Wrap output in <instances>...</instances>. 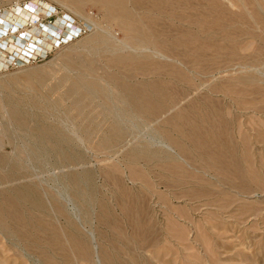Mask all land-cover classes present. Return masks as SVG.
I'll list each match as a JSON object with an SVG mask.
<instances>
[{"label": "rangeland", "instance_id": "rangeland-1", "mask_svg": "<svg viewBox=\"0 0 264 264\" xmlns=\"http://www.w3.org/2000/svg\"><path fill=\"white\" fill-rule=\"evenodd\" d=\"M83 1L0 0L13 43L11 15H53L37 60L0 72V264H264V0ZM124 23L156 46L124 43ZM154 81L181 99L157 122L189 126H147ZM227 81L237 105L210 91Z\"/></svg>", "mask_w": 264, "mask_h": 264}, {"label": "bare ground", "instance_id": "bare-ground-1", "mask_svg": "<svg viewBox=\"0 0 264 264\" xmlns=\"http://www.w3.org/2000/svg\"><path fill=\"white\" fill-rule=\"evenodd\" d=\"M77 2L78 1H80V0H76ZM82 1V0H81ZM85 1H87V0H85ZM85 1H83V2H85ZM101 2L100 3H102V0H100ZM108 1V0H107ZM119 1V0H118ZM71 2H73V1H71ZM89 2V1H88ZM113 2V1H112ZM99 3V2H98ZM104 3V2H103ZM122 3V2H121ZM76 4V3H75ZM74 4V5H75ZM114 4V3H113ZM119 4V3H118ZM159 4V3H158ZM71 5H73V3L71 4ZM107 5H109L108 3H107ZM163 5V4H162ZM79 6V5H78ZM118 6V5H117ZM125 6V5H124ZM133 6H135V5H133ZM141 6V5H140ZM45 7H48V5H45ZM80 7V6H79ZM78 7V8H79ZM109 7V6H108ZM111 7V6H110ZM119 7H121V6H119ZM154 7H156V6H154ZM158 7V6H157ZM161 7V6H160ZM115 8V6H113V8L112 9H114ZM122 8V7H121ZM120 8V9H121ZM125 8H126V6H125ZM131 8V7H130ZM106 9V8H105ZM108 9V8H107ZM111 9V8H110ZM119 9V8H118ZM123 9V8H122ZM128 9V8H127ZM127 9H125V10H127ZM134 9V8H133ZM157 9V8H156ZM163 9V8H162ZM16 10H19V9H17L16 8ZM38 11L37 12H42V13H44V11L42 10V8H38L37 9ZM130 10V9H129ZM113 11V10H112ZM111 11V12H112ZM117 11H119V10H117ZM123 11H124V9H123ZM120 12V14H121V11H119ZM118 12V13H119ZM160 12V11H159ZM20 14L19 15H11V16H13V17H16V20H18V19H20L21 20V22L23 23V22H26V24H27V26L28 25H30V27L32 28V30H33V32H35V33H39V34H41L42 33V30L40 29V28H38V27H36V26H33L31 23L35 20V19H37L38 18V16H32L31 14V17L30 16H27V15H24L23 14V11L21 10L20 12H19ZM113 13V12H112ZM116 13V12H115ZM125 13H127V12H125ZM131 13H133L134 14V12L133 11H131ZM135 13H136V10H135ZM158 13V12H157ZM162 14V13H161ZM37 15V14H36ZM111 16H113L112 14H110ZM123 15V14H122ZM128 15V14H127ZM137 15H138V13H137ZM137 15H136V18H137ZM158 15V14H157ZM109 16V15H108ZM116 16H118V14L116 15ZM129 16V15H128ZM126 17V16H125ZM131 17H133V16H129V17H127V18H131ZM134 17H135V15H134ZM139 17V16H138ZM159 17H160V15H159ZM163 17V16H162ZM116 18V17H115ZM118 18V17H117ZM116 18V19H117ZM121 18V17H120ZM135 18V19H136ZM142 18V17H141ZM145 18V17H144ZM147 18V17H146ZM145 18V19H146ZM119 19V18H118ZM122 19V18H121ZM134 19V20H135ZM140 19V18H139ZM7 20V19H6ZM138 20V19H137ZM149 20V19H148ZM12 21V20H11ZM120 21V20H119ZM122 21V20H121ZM124 21V20H123ZM151 21V20H150ZM131 22V21H130ZM129 22V23H130ZM136 23H137V21H135ZM140 22V21H139ZM8 23V22H7ZM17 23V22H16ZM12 24V27L13 26H16V25H18L19 24V21H18V23L17 24ZM142 24H144V21L143 22H141ZM9 24H10V22H9ZM122 24V23H121ZM120 24V25H121ZM125 24V23H124ZM131 24H133V23H131ZM138 24V23H137ZM136 24V25H137ZM140 24V23H139ZM155 24V23H154ZM133 25H135V24H133ZM122 26V28H123V30H124V33L123 34H125V40H124V43H129V44H131V47L134 49V50H136V51H138L139 50V52H141L140 50H146L147 51V49H148V51L149 50H151V49H149L148 47H149V45L151 44L152 46H154L153 44L155 43V41L154 40H148L149 38L147 37V32L145 33V30L143 31L142 30V28H138V29H136L134 26H132V25H130V24H125V25H121ZM143 26V25H142ZM146 26H148V25H146ZM150 26V25H149ZM151 26H153V25H151ZM138 27V26H137ZM139 27H141V25L139 26ZM163 27V26H162ZM143 28H144V26H143ZM2 29V28H1ZM71 29V28H70ZM153 29L154 28H151V29H149V30H151V32L153 33V35L154 36H152V37H154L155 39H157L158 37L156 36V34L153 32ZM156 29V28H155ZM13 28H12V30H7L8 31V36L6 35V38L5 39H1L0 41H7V39H9L10 41H14L13 39H12V37H14V33L12 34V32H13ZM122 30V29H121ZM148 30V29H147ZM1 31V30H0ZM71 31V30H70ZM25 32H26V29H24L23 27H22V30L20 31V32H18V34H19V36H18V38H20V39H24V36H25ZM150 32V33H151ZM159 32V31H158ZM160 32H162L161 34H162V37H163V31H160ZM1 33H2V31H1ZM103 33V32H102ZM150 33H148V35L150 34ZM151 33V34H152ZM220 34V33H219ZM235 34V33H234ZM102 35V34H101ZM109 35V34H108ZM158 35V34H157ZM156 36V37H155ZM221 36V35H220ZM22 37V38H21ZM100 37V36H99ZM109 37V36H108ZM34 38V36H32V37H30V39H33ZM37 38V37H36ZM35 38V39H36ZM103 38H104V36H103ZM101 39V40H99L98 42L100 43V44H102V45H105V44H107L108 42V40L106 41L105 39ZM240 38V37H239ZM238 38V39H239ZM17 39V38H16ZM96 39V38H95ZM152 39V38H151ZM161 39V38H160ZM159 38H158V40H160ZM111 40V39H110ZM113 40V39H112ZM158 40H156V41H158ZM219 40H220V38H219ZM21 41V42H20ZM19 42H17V43H13V42H10V45H11V47L9 48V50H12L13 48H15L16 49V45L17 44H19V45H22L23 44V41L24 40H20ZM38 41V40H37ZM114 41H116V40H114ZM126 41V42H125ZM163 39L162 40H160L159 42H161V45H163ZM263 41V40H262ZM33 41L32 40H27L25 43H24V45L25 46H28L30 43H32ZM41 42V41H40ZM49 42V41H48ZM112 42V41H111ZM123 42V41H122ZM122 42H120V43H118L119 45H121L122 47H125V44L124 43H122ZM56 43V42H55ZM96 43V42H95ZM126 43V44H127ZM178 43V42H177ZM176 43V44H177ZM34 44V46H36L35 45V43H33ZM47 44V43H46ZM100 44H97V45H99L100 46ZM109 44V43H108ZM115 44H117V41L116 42H114V44L113 45H115ZM250 44V43H249ZM101 45V46H102ZM158 45V44H157ZM160 45V44H159ZM160 45V46H161ZM251 45V44H250ZM39 46V45H38ZM38 46H36L37 47V49H38ZM47 46V45H46ZM96 46V45H95ZM100 46V47H101ZM106 46V45H105ZM110 46V45H109ZM155 46H156V43H155ZM99 47V48H100ZM112 47V46H111ZM117 47H119V46H117ZM158 47V46H157ZM163 47V46H162ZM245 47V46H244ZM247 47H248V45H247ZM98 48V49H99ZM108 48V47H107ZM115 48H116V46H115ZM129 47H127V48H125V49H128ZM151 48V47H150ZM160 48V47H159ZM118 49V48H117ZM133 49H131V50H133ZM155 49H158V48H155ZM163 49V48H162ZM103 50V49H102ZM106 49H104V51H105ZM108 50V49H107ZM122 50V49H121ZM129 50H130V48H129ZM133 50V51H134ZM109 51H110V49H109ZM115 51V50H114ZM119 51V50H118ZM133 51H131V52H133ZM154 51V50H153ZM158 51V50H157ZM157 51H156V53H157ZM163 51V50H162ZM113 52V51H112ZM124 52V51H123ZM130 52V53H131ZM119 53H120V51H119ZM130 53L128 54V55H130ZM159 53H161V52H159ZM199 53V52H198ZM137 54V53H136ZM143 54V53H142ZM152 54H154L153 52H152ZM123 55V54H122ZM127 55V56H128ZM145 55V54H144ZM155 56H159V55H156V54H154ZM131 56H133V55H130V56H128V57H131ZM117 57V56H116ZM124 57H126L125 55H124ZM134 57V56H133ZM136 57V56H135ZM138 57H139V55H138ZM127 58V57H126ZM126 58L123 60L122 59V56L121 57H117V62H121V61H126ZM142 58H145L144 56H142ZM134 60H135V58H134ZM137 60V59H136ZM128 61H129V59H128ZM131 61H133V60H131ZM113 62H115V61H113ZM133 62H135V61H133ZM121 65H123V64H121ZM121 65H120V67H121ZM128 66L130 65V64H127ZM131 65H133V64H131ZM134 66V65H133ZM126 67V66H125ZM136 67V66H135ZM243 67H245V66H243ZM121 68H123V67H121ZM129 70V69H128ZM143 70V69H142ZM246 70V69H245ZM138 71H140V70H138ZM145 71V70H144ZM143 71V72H144ZM149 75H150V73H149ZM175 75H177V74H175ZM253 75V74H252ZM124 76V75H123ZM126 76V75H125ZM128 76V75H127ZM144 76H145V74H144ZM249 76V75H248ZM258 76V75H257ZM131 77V76H130ZM146 77H147V75H146ZM167 77V76H166ZM181 77V76H180ZM252 77V76H251ZM129 78V77H128ZM142 78V77H141ZM175 78V77H174ZM169 79V78H168ZM172 79V78H171ZM182 79V78H181ZM184 79V78H183ZM247 79V78H246ZM258 79V78H257ZM173 80V79H172ZM175 80V79H174ZM174 80H173V82H174ZM178 80H180V78L178 79ZM186 80V79H185ZM232 80V79H231ZM234 80H237V79H234ZM248 80V79H247ZM123 81V80H122ZM171 81V80H170ZM181 81V80H180ZM188 81V80H187ZM129 82V81H128ZM131 82V81H130ZM183 82V81H182ZM228 83L227 84H225V89L222 87V89H224L225 91L224 92H222V91H220V89H218V87H215V88H213V89H211L210 91H211V93H213V96H218V97H221V95L223 96L222 98H224V101L225 100H227V101H231V102H233V106L234 105H237V101H238V98L239 97H243V95H245L246 93L243 91L244 89H242L241 87H240V84H242V85H244L243 84V82H241V81H237L238 82V84L236 83V82H230V81H227ZM263 82V81H262ZM143 83L144 82H142L141 83V86H144L143 85ZM180 83V82H179ZM184 83V82H183ZM163 83H161V82H159V81H154V82H152V86L155 88V89H157V93L156 94H154V97H152V96H143V98H139V97H137V103H139V104H142V106H143V113H144V115L143 116H145V117H147V119H150V120H147V121H149V123L147 124V126L148 125H151L152 123H154L155 125H156V128H158V129H161V128H163V129H169V130H182V129H184L187 125L189 126V124L191 123L190 122V120H188V118H187V116L186 115H184V116H180L181 117V123H179L178 121H177V123H179V124H173L172 123V121L174 120H172V119H169L168 121H165L164 122V120L166 119V118H164L163 119V122H157V120L159 119V118H161L162 116H164V115H167V114H165V113H167V112H169V111H171V110H175V109H178V107H179V101L181 102V99L178 101L177 99L179 98L178 96H176V97H178V98H175V97H173L172 96V98L173 99H171L172 100V102H171V107L170 108H168L169 106H170V104H169V106L167 107L166 105L168 104H165L166 102L164 101L165 100V98L166 97H164V95H163V85H162ZM174 84H176V83H173L172 85L174 86ZM189 83H187V85H188ZM201 84V83H200ZM181 85V84H180ZM184 85V87H185V84H182V86ZM257 85V84H256ZM172 86V87H173ZM178 87H180L179 86V84L177 85ZM249 86V85H248ZM177 87V88H178ZM165 89H166V87H164ZM176 88V89H177ZM180 88H182V87H180ZM197 88V87H196ZM128 89L131 91H134V92H136V90L134 89V87L131 85L130 87H128ZM187 89H189L188 87H187ZM167 90V89H166ZM190 90V89H189ZM192 90V89H191ZM195 90V89H194ZM198 90V89H197ZM256 90V89H255ZM181 91V90H180ZM196 91V90H195ZM187 92H189V91H187ZM254 92H256V91H254ZM137 93H139V92H137ZM180 93V92H179ZM179 93H177L176 95H178ZM194 93V92H193ZM208 93V92H207ZM206 93V94H207ZM210 93V92H209ZM258 93V92H257ZM168 94V93H167ZM219 94H221V95H219ZM173 95V94H172ZM209 95V94H208ZM207 95V96H208ZM135 96V95H134ZM140 96V95H139ZM171 96V95H170ZM181 96V95H180ZM212 96V95H211ZM185 98V97H184ZM208 98V97H207ZM156 99V100H155ZM183 99V98H182ZM210 99V98H209ZM213 99V98H212ZM211 100V99H210ZM210 100H208V102L210 101ZM167 101H170V100H167ZM212 103H215V104H217L218 106H220V105H224V103H223V101L221 100H217V99H213V101H212ZM255 103V102H254ZM209 104H211V103H209ZM227 104H229V103H227ZM212 106H213V104H212ZM226 108V107H225ZM181 110H182V108H180ZM226 109H228V108H226ZM179 111V110H178ZM177 111V112H178ZM185 111V110H184ZM176 112V113H177ZM209 112V111H208ZM220 112V111H219ZM217 113L216 115H218L219 116V114H221V112L220 113ZM181 113V112H180ZM230 113V112H229ZM178 114V113H177ZM195 114V113H194ZM13 115V114H12ZM179 115V114H178ZM177 115V116H178ZM183 115V114H182ZM213 115V114H212ZM232 115V114H231ZM169 116V115H168ZM167 116V117H168ZM17 117V116H16ZM170 117H172V116H170ZM15 118V117H14ZM174 118V117H173ZM242 118V117H241ZM240 118V119H241ZM214 119V118H213ZM217 119V118H216ZM162 121V120H161ZM175 121V120H174ZM119 122L121 123V121L119 120ZM176 122V121H175ZM233 122V121H232ZM252 122V121H251ZM114 125V124H113ZM114 127V126H113ZM123 127H125V126H121V125H119V123L118 124H116L115 125V130H118V131H120V133H121V130H122V128ZM151 127V126H150ZM153 127V126H152ZM151 127V129H153ZM191 128H192V126H190ZM240 127V126H239ZM244 127V126H243ZM191 128H188V129H191ZM239 130H240V128H238ZM114 130V131H115ZM187 130V129H186ZM230 130V129H229ZM192 131H193V129H192ZM187 132V131H186ZM252 132V131H251ZM117 133V132H116ZM47 134H48V132H47ZM46 134V135H47ZM118 134H119V132H118ZM41 135H43V134H41ZM240 135V134H239ZM238 135V136H239ZM50 136L48 135V138H49ZM244 146V145H243ZM212 150V149H211ZM217 152V151H216ZM210 157L212 158L213 157V154L211 153L210 154ZM204 158V157H203ZM189 159V158H188ZM211 165V164H210ZM212 166V165H211ZM180 169V168H179ZM22 199V198H21ZM0 225H3V220H2V216L0 215ZM4 228V227H3ZM96 254V253H95ZM98 261V260H97Z\"/></svg>", "mask_w": 264, "mask_h": 264}, {"label": "built area", "instance_id": "built-area-1", "mask_svg": "<svg viewBox=\"0 0 264 264\" xmlns=\"http://www.w3.org/2000/svg\"><path fill=\"white\" fill-rule=\"evenodd\" d=\"M25 6H26V8H29V6H31V4H29V2H28V3H25V5L23 7H25ZM13 7L14 6H12L11 8H13ZM29 9L31 10L30 14L31 15L34 14V10L31 8H29ZM34 9H36V7ZM25 10L26 9H24V11ZM50 11L51 10H49L48 13ZM8 12H10V10H7L5 8L0 7V26H3L5 31L12 30V28L13 29L17 28V26H13V27L10 26L9 23H7L5 21L4 17H5V15L8 14ZM52 19H53V15H49V16L45 15V17L39 16V18L35 19L31 24L33 26L40 28L43 32H46L49 29L48 27H50L49 25L52 23ZM21 28L22 27H18V29H21ZM23 28L27 29V31L25 32L24 39H18V40H33V39H30V37L33 36L32 28L30 27V25L24 26ZM77 36H79V35H77ZM77 36L75 35L73 37L76 38ZM2 38H6V35L2 34L0 31V40ZM49 40H50V42L54 41V37H53V35H51L50 32L49 33L47 32V40L46 41L48 42ZM64 40H66V39L62 38L60 41H64ZM36 43L38 45L40 44L39 42H36ZM31 44H33V43H30L28 46H25L24 48H21L24 45H16V46H18V49L13 48L12 50H9V48L11 47L9 39H7L6 42L0 41V72L9 66L19 67V65H22L24 63V61H27L30 63L36 61L38 57L36 56L35 53L30 51V48H31L30 45ZM37 44H35V45H37ZM35 48H37V47L35 46ZM47 48H49V47H47ZM43 49H45V48H43ZM34 52H36V51H34ZM41 54H43V52Z\"/></svg>", "mask_w": 264, "mask_h": 264}]
</instances>
